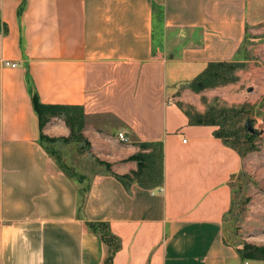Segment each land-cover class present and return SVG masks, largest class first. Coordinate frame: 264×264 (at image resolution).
<instances>
[{
    "label": "crops",
    "instance_id": "crops-1",
    "mask_svg": "<svg viewBox=\"0 0 264 264\" xmlns=\"http://www.w3.org/2000/svg\"><path fill=\"white\" fill-rule=\"evenodd\" d=\"M0 19V264H103L108 246L87 221L121 238L113 264H264L225 238L241 153L180 106L245 101L243 69L224 86L191 83L212 61H248L264 0H0ZM31 86L44 103L117 119L110 136L85 128L98 155L124 161L116 173L138 169L134 140L162 143L163 184L127 188L97 171L82 206L79 174L41 141ZM43 131L70 135L61 117Z\"/></svg>",
    "mask_w": 264,
    "mask_h": 264
},
{
    "label": "rangeland",
    "instance_id": "rangeland-1",
    "mask_svg": "<svg viewBox=\"0 0 264 264\" xmlns=\"http://www.w3.org/2000/svg\"><path fill=\"white\" fill-rule=\"evenodd\" d=\"M256 27L258 31L248 33L240 53L242 57L248 58L240 69H243V84L240 89L244 93L245 101L231 103L221 97H215L219 98L218 106L244 107L243 111L239 114L233 113V116L226 121L229 128L244 129L243 136L230 138L241 150L243 165L232 178L233 205L225 219V238L241 248L245 242L264 245V22ZM202 99L207 106L214 102V98L210 102L205 97ZM187 102L184 104L188 105ZM248 117L254 119V126L258 131L254 136L249 137L248 131L245 130ZM86 124V127L88 125L95 127L101 134L107 136L113 135L115 128L118 129L120 126L117 119L109 115L90 116ZM85 130L86 141L68 143L46 141L48 147L55 151L63 167L74 174H84V186L89 184L93 173L108 169L106 165L100 163L101 161L109 164L113 172L115 171L112 164L124 162L120 159L113 161L110 157L105 159L104 155H98L99 149L90 140ZM132 144L139 147V143L135 140ZM118 149L119 146H116L109 153ZM139 151L140 148L137 152ZM132 155L127 160H130ZM154 168V174L160 175V160H156Z\"/></svg>",
    "mask_w": 264,
    "mask_h": 264
},
{
    "label": "trees",
    "instance_id": "trees-1",
    "mask_svg": "<svg viewBox=\"0 0 264 264\" xmlns=\"http://www.w3.org/2000/svg\"><path fill=\"white\" fill-rule=\"evenodd\" d=\"M4 25V30H7V25ZM1 28V19H0ZM245 62L240 61H212L208 64L205 70L191 83L193 90L200 92L207 88H214L217 86H224L233 83L239 79L238 71L243 68ZM32 101L35 111L40 119L41 126V141L42 142H82L87 138L84 134L87 119L89 115L86 113L82 105L76 104H47L41 101L34 86H31ZM206 99V98H205ZM219 98H214V102L207 106L204 113L193 112L192 105L180 103V106L185 108V112L190 116L191 122L202 123L209 125H217L219 128L215 130V135L223 139V141L239 150L236 142L231 140L232 136L241 137L243 131L240 128H229L226 121L233 116L232 114L240 113L244 107L235 106H218ZM54 117H61L65 120L70 128V135L63 138H53L46 135L43 131L44 127L52 121ZM245 130L246 127H245ZM248 137L254 136L256 133L247 132ZM139 143L140 151L132 155L129 159L138 162V169L131 173L118 174L110 169L109 164L101 161L100 163L106 165L107 173L112 174L120 180L127 188L134 182L139 183L146 188L156 187L162 185L164 182V153L163 144L160 142H143L135 140ZM242 155V153H241ZM160 160V175L154 174V163ZM156 167V165H155ZM81 182V205L86 202L88 185L83 184L85 180L84 174H79ZM88 226L94 232H97L103 241L108 246V255L103 264H113L115 254L121 249V238L115 234L108 221H87ZM239 253L243 259H264V245H256L245 242L242 248H239Z\"/></svg>",
    "mask_w": 264,
    "mask_h": 264
},
{
    "label": "water",
    "instance_id": "water-1",
    "mask_svg": "<svg viewBox=\"0 0 264 264\" xmlns=\"http://www.w3.org/2000/svg\"><path fill=\"white\" fill-rule=\"evenodd\" d=\"M245 127H246L247 131L250 133H258V131L256 130V128L254 126V119L251 117H248L246 119Z\"/></svg>",
    "mask_w": 264,
    "mask_h": 264
},
{
    "label": "built area",
    "instance_id": "built-area-1",
    "mask_svg": "<svg viewBox=\"0 0 264 264\" xmlns=\"http://www.w3.org/2000/svg\"><path fill=\"white\" fill-rule=\"evenodd\" d=\"M5 64H7V65H13V66L16 65V63H12V62H10V61H5ZM119 137H120L123 141H125V142H128V141H129L128 136H127L124 132H120V133H119Z\"/></svg>",
    "mask_w": 264,
    "mask_h": 264
}]
</instances>
